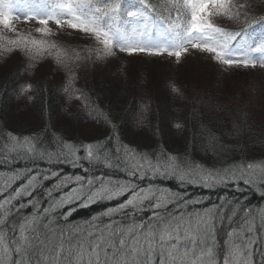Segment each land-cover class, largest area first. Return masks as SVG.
I'll return each mask as SVG.
<instances>
[{"label":"snow or ice","instance_id":"snow-or-ice-1","mask_svg":"<svg viewBox=\"0 0 264 264\" xmlns=\"http://www.w3.org/2000/svg\"><path fill=\"white\" fill-rule=\"evenodd\" d=\"M18 7L20 15H15ZM21 17L38 25L35 32L39 38L18 30L14 21ZM225 24L238 27L230 29ZM0 26V40L6 41L0 43V50H19L28 57L29 68L38 59L51 56L58 70L71 73L67 50L53 39L58 32L69 30L94 41L95 48L85 51L89 55L94 52L96 59L115 57L120 52L167 55L179 62L193 50L207 54L224 68H264V0L259 8L252 0H0ZM5 32L14 33V38L6 37ZM75 55L80 59L79 53ZM32 90L29 83L16 89L21 94ZM64 91L67 93L68 87ZM75 98H85L84 93L80 91ZM92 104L94 107L95 102ZM173 127L179 129L181 125ZM4 138L13 144V160L19 156L35 161V146L40 143L35 136L7 132ZM63 147L69 149L64 162L73 167L98 160L101 150L93 143H84L76 151L72 145ZM122 147L128 179L114 184L109 181L111 187H105L103 180L97 187L88 179L85 191L84 178L76 176L79 187L63 192L73 177L61 178L51 168L41 171L39 167H25L5 177L0 184V264H264V237L260 235L264 232V211L257 224L253 210L236 197H218L219 203L203 207L210 197L192 199L186 192L169 195L167 190L151 186L140 188L139 183L149 174L153 178L174 177L181 184L194 182L186 181L187 174L180 172L171 155L144 152L137 161L134 150ZM120 151L116 149L117 167L121 166ZM39 156H47L49 164L62 162L59 158L53 161L52 153L46 151ZM160 156H164L163 161ZM252 169L253 165L247 164L229 168L222 175L209 173L211 182L204 179L200 186L210 189L230 180L243 192L240 181L255 183L245 178ZM53 179L56 183L44 189L42 182ZM260 186L264 187V181ZM57 192L61 193L59 198ZM125 195L127 199L99 217L83 225H68L76 210L71 205L87 207L98 200ZM195 206H201V211L188 212ZM28 208L32 209L30 214L25 211ZM65 208L68 210L63 211ZM100 217L107 218L108 223L97 224ZM220 233L227 245L222 261L218 259Z\"/></svg>","mask_w":264,"mask_h":264},{"label":"trees","instance_id":"trees-1","mask_svg":"<svg viewBox=\"0 0 264 264\" xmlns=\"http://www.w3.org/2000/svg\"><path fill=\"white\" fill-rule=\"evenodd\" d=\"M252 2L259 8L262 0ZM15 15H20L19 7ZM14 23L18 30L26 34L31 32L39 38L40 34L35 32L38 25L34 21L25 22L21 17ZM224 26L230 29L238 27L228 24ZM53 29L55 31L54 25ZM4 35L14 38L15 34L5 32ZM53 39L67 50L71 73L66 69L58 70L56 61L51 56L38 59L35 66L29 68L28 57L19 50L12 53L0 50V173L3 174L0 175V184L4 183L5 177L10 176L13 170L39 167L41 171L51 168L52 171L59 172L61 178L73 177L63 192L79 187L74 180L76 176L84 178L85 191L88 179L97 187L101 180L105 187H111L109 181L114 184L117 180L126 182L128 179L122 147L127 146L134 150L137 161L144 152H155L158 155L163 152L175 157L180 172L187 174L186 181L194 182L181 184L174 177L153 178L149 174L147 179L139 183L140 188L151 186L167 190L169 195L186 192L192 199L210 197V201H206L203 207L219 203L218 197L228 200L236 197L245 208L253 210L259 224V215L264 211V195L261 194L264 187L260 186L261 181H264V106L258 103L264 104V95L250 94L254 86L244 90L242 95V87L237 82L231 83L223 73L220 76L219 72L211 70L213 67L212 69L222 71L218 67L220 65L207 54L193 50L182 56L178 63L195 55L194 59L205 66L207 74L209 72L208 79L202 77L204 71H200L199 78H195L198 81L180 79L178 72L177 75L172 72L180 65L173 67V70L169 68L150 72V78L145 71L140 79H129L122 72H109L108 68L95 72L90 65L85 67L90 55L84 50L93 49L92 44L84 46L87 42H83L80 45L77 39L71 44L70 38L66 39L61 32ZM91 42L94 43L89 40ZM0 43L6 41L0 40ZM76 53H79L80 59H76ZM91 55L95 58L94 54ZM172 58L177 63L176 58ZM237 69L260 74V82L257 84L260 85L259 89L264 87V68ZM14 74L15 79H12ZM69 75L74 79L69 80ZM203 82L205 89L198 87ZM24 83L32 84L33 90L26 94L17 92L18 86ZM65 87L69 89L67 93L64 91ZM173 88L179 91H173ZM80 91L85 98L76 99ZM174 124L181 127L176 129ZM7 132L20 137L37 138L40 143L35 146V161L21 159L19 156L12 159L10 150L13 144L4 138ZM84 143L98 145L101 149L97 153L98 160L75 167L64 162V156L69 152L64 145H72V151H76ZM117 148L121 149L120 167L116 166ZM45 151L52 153L53 161L59 158L62 162L47 163V156H39L40 152ZM77 155L83 153L77 152ZM68 159L72 160L73 157L69 156ZM160 159L163 161L164 156H160ZM247 164H252L253 169L245 178L255 183L245 185L240 181L239 187L244 189L243 192L237 191L235 183L230 180L224 184L217 183L210 189L200 186L204 179L211 182L213 177L209 173L219 172L222 175L229 168L235 169ZM192 172L196 174L192 175ZM42 183L44 189H47L56 181L53 179ZM55 195L59 198L61 193L57 192ZM127 198L125 195L113 200H98L87 207L79 203L73 204L71 207L76 210L68 218V225H83V222L94 216L99 217L102 212ZM25 211L30 214L32 209ZM196 211H201V206L188 209V212ZM101 221L108 223L104 217H100L96 223L100 224ZM260 235L264 237V232ZM218 239V259L222 261L227 247L223 233H220Z\"/></svg>","mask_w":264,"mask_h":264},{"label":"rangeland","instance_id":"rangeland-1","mask_svg":"<svg viewBox=\"0 0 264 264\" xmlns=\"http://www.w3.org/2000/svg\"><path fill=\"white\" fill-rule=\"evenodd\" d=\"M66 36V39L70 38L71 44H73L74 39L78 40V44L83 45V42H87L84 46H90L95 48V43H89V40L91 39H85L83 38L82 34L74 33L72 31L68 32H61ZM89 43V44H88ZM88 44V45H87ZM94 44V45H93ZM85 48V47H84ZM84 52L89 54L87 51L84 50ZM92 54L95 55L93 52ZM195 55H192L188 58L187 60L185 59L184 61L180 63H176L172 57H167V58H161V57H151L146 54L140 55L138 54H133V55H128L126 53H117L115 57H107L104 59H96L90 55L88 57V63L86 64L85 67H88L89 65L92 67V69L95 72H101L103 70H106L107 68L109 69V72H122L124 75L131 78L135 79H140V75L146 71L148 78L151 77L150 72L157 71V70H162V69H169L171 68L172 70L174 69L173 67L180 65L178 69L173 70L172 72L180 77V79H192L196 80L195 78H199L198 74L201 71L205 70V66L200 64L196 59H194ZM193 57V58H192ZM215 65V64H214ZM216 66V65H215ZM222 71H220L218 68L212 69L211 70L215 72H219L220 76L221 73H223V76L225 79H229L231 83L237 82V84L242 87L241 94L244 95V90H248L249 87H253V91H250V94L256 93L258 95L263 96L264 95V87L259 89V86L257 83L260 82L259 76L260 74H257L256 72L251 73V70H241L237 68H224L223 66H218ZM202 77L209 78L210 74H208L204 71V75ZM142 78H145V76H142ZM170 78V77H169ZM175 79V77L173 78ZM203 80V79H202ZM198 81V80H196ZM205 83H199L198 87H204ZM205 89V87H204ZM257 102H260L257 100ZM264 106L263 103H258ZM256 105V104H255ZM81 153V152H80Z\"/></svg>","mask_w":264,"mask_h":264}]
</instances>
